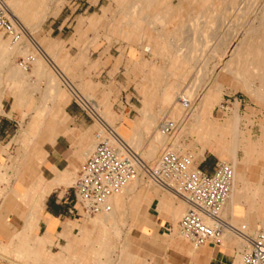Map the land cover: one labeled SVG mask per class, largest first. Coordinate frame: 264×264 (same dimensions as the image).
Listing matches in <instances>:
<instances>
[{
	"label": "rangeland",
	"instance_id": "1",
	"mask_svg": "<svg viewBox=\"0 0 264 264\" xmlns=\"http://www.w3.org/2000/svg\"><path fill=\"white\" fill-rule=\"evenodd\" d=\"M4 1L24 25L26 36L20 43L13 44L0 32V114L3 98L11 96L16 103V88L20 85L11 82L24 85L27 81L29 86L25 93L30 98L24 106H16L17 113L11 121L0 119V125L5 123L3 127L9 135L0 143L3 149L0 151V199L17 190V184L21 183L17 175L22 171L31 170L32 182L39 184V169L27 165L24 158L28 149L24 145L23 131L35 114L51 106L47 88L51 77L56 79L61 96L71 102V106L79 108L75 94L63 79L69 80L85 99H90L86 100L96 114L106 113L103 120L147 165L154 164L166 150L191 155L194 166L203 157L233 168L236 162L239 165L245 162L238 175V191L243 188L245 175L251 187L244 197L257 201L263 195L257 192L261 189L264 193V0H197L195 8L200 10L195 23L190 22L188 27L191 34L183 32L187 27L183 24L185 11L181 10V3L194 0ZM41 44L49 56L40 48ZM189 46L196 51L192 56L185 51ZM148 47L150 52L145 51ZM213 48L223 49L210 53ZM38 53L44 56L47 70L44 79L33 74ZM28 56L32 61L26 60ZM22 72L27 78L18 79ZM225 86L230 89L223 90ZM211 87L218 91L208 107L205 97ZM226 96L237 97L240 110L236 103L231 112L217 115L214 108ZM237 109L243 143L234 158L233 132L226 128L232 126ZM169 117L185 120V127L179 125L174 138H167L159 130L161 121ZM94 124L97 131L99 126ZM155 137L162 143L150 158L147 155ZM212 140L221 146L222 155L211 151L212 146L208 145ZM141 179L145 189L149 188L148 183L167 194L142 175L137 178ZM132 184L133 181L129 186ZM132 198L127 196L121 205L112 201L114 217L113 214L82 217L90 231L80 250L75 248L79 251H75L74 264H116L117 249L121 256L130 253L129 245L118 246L124 244L128 232L119 221L129 218L132 225L148 202L146 198L141 207H135ZM238 202L232 222L229 203L223 218L238 230L246 227L249 233L264 231V218L259 217L257 205H250L246 200ZM8 205L11 206L9 200ZM77 236L75 232L72 237ZM232 242L242 248L245 245L240 239ZM12 246L0 248V264H44L40 257H45L48 264L50 252H59L58 247L44 252L42 239L27 245L26 251L19 254L10 252Z\"/></svg>",
	"mask_w": 264,
	"mask_h": 264
},
{
	"label": "crops",
	"instance_id": "2",
	"mask_svg": "<svg viewBox=\"0 0 264 264\" xmlns=\"http://www.w3.org/2000/svg\"><path fill=\"white\" fill-rule=\"evenodd\" d=\"M196 1L181 3V10L185 11L183 24L187 27L183 30L184 34L190 33L188 28L190 22L195 23L197 12L200 10L195 8L198 4ZM207 10L209 11L210 7ZM42 46L43 44L40 48L43 49ZM222 49L213 48L210 53H219ZM27 51L29 53L30 50ZM185 51L191 56L192 53H196L195 48L191 46ZM44 52L49 56L45 50ZM38 54L33 74L44 79L47 76L44 56L41 53ZM187 58L184 60L186 61ZM56 66L59 69L58 65ZM182 73L181 71L180 74ZM22 78H27L23 72L18 79ZM55 80L54 77L48 79V98L52 102L51 106L43 113L35 114L36 116L30 120L23 131L24 145L28 149L24 158L28 161L27 165L39 169V184L32 182L31 170L22 171L17 175L18 182H21L17 184V190L6 193L0 199V248L3 250V246L12 244L10 252L19 254L21 251H26L27 245L42 239L45 242L44 252H50L49 248H59L56 254L50 252L51 256L47 258L48 264H74L75 248L80 250V246L84 245L82 241L88 238L90 230L76 212L73 184L80 166L94 149L96 130H94V122L88 116L79 108L71 106V102L68 103V100L61 96V87ZM66 80L63 79L64 84ZM11 83H17L20 86L15 87L17 89L15 104L13 97L9 96L6 99L2 95L0 119L6 121H11L16 116V106H24L30 98L25 93L29 86L27 81L24 85L18 81ZM211 89L212 87L209 90ZM225 89L230 88L225 86L223 90ZM240 107L241 104L239 110ZM214 110L217 115L222 114L217 112L216 108ZM214 123L217 124L215 120ZM3 125L5 123L0 125V143L9 136ZM37 132L38 135H36ZM208 146H212L211 151L214 153L216 141H210ZM246 148L248 149L247 145ZM2 150L0 146V151ZM213 162L203 157L197 165L210 174L213 172L214 165L221 161ZM146 185L150 188L145 189L142 179L141 181L136 179L121 196L113 199L121 205L127 196L133 197V206L141 207L142 202L148 198L144 210L135 223L131 225L129 218L119 221V224H125L128 232L124 244L118 246L124 248L129 245L130 253L121 256L120 250L117 249L115 254L117 260L114 259L116 264L119 261H122V264H237L239 262V251L243 248L232 241H226V236L220 246L208 243L193 249L177 233L178 219L187 210V205L182 204L177 199L178 196L168 191L158 187L173 196L176 201L164 192L156 188L154 190L152 185L148 183ZM258 191L257 195H264L261 189ZM8 200L12 206L11 210ZM23 213L25 218L21 216L24 215ZM93 220L91 222L95 227ZM75 232H78V236L72 237ZM38 259H42L46 264L45 257Z\"/></svg>",
	"mask_w": 264,
	"mask_h": 264
},
{
	"label": "built area",
	"instance_id": "3",
	"mask_svg": "<svg viewBox=\"0 0 264 264\" xmlns=\"http://www.w3.org/2000/svg\"><path fill=\"white\" fill-rule=\"evenodd\" d=\"M0 32L13 44H18L24 36L22 25L11 18L3 3H0ZM26 60L32 61L30 56ZM66 86L70 88L68 84ZM75 99L79 108L99 126L94 134V149L80 166L73 184L78 216L88 218L111 212L109 198L142 175L153 185L171 190L187 205L177 228L180 237L193 249L208 243L220 246L229 230L245 244L239 251L237 264H264V231L249 233L244 228L238 230L220 217L232 188L233 172L229 164L217 162L209 174L199 165L194 166L189 154L164 152L157 164L147 165L97 116L89 103ZM239 101L235 96H226L216 110L227 114L235 102L240 106ZM175 127L173 121L165 119L159 130L162 135L169 136Z\"/></svg>",
	"mask_w": 264,
	"mask_h": 264
},
{
	"label": "bare ground",
	"instance_id": "4",
	"mask_svg": "<svg viewBox=\"0 0 264 264\" xmlns=\"http://www.w3.org/2000/svg\"><path fill=\"white\" fill-rule=\"evenodd\" d=\"M23 1V0H22ZM152 2V1H151ZM0 3H3L5 6H6V9H7V11L9 12V14L11 15V17H13V19H15L18 23H21V21L18 19V17L14 14V12L10 9V7L8 6V4L4 1V0H0ZM18 3V2H17ZM240 4V3H239ZM13 5V4H12ZM20 5V4H19ZM11 6V5H10ZM21 6V5H20ZM15 7V6H14ZM13 7V8H14ZM16 9V8H15ZM22 24V23H21ZM23 25V24H22ZM262 26V25H261ZM23 27V29H24V37L26 36V29H25V27H24V25L22 26ZM21 42V41H20ZM19 42V43H20ZM25 48H27V46L25 47ZM17 49H18V47H17ZM146 52H150L151 50H150V48L148 47V48H146V50H145ZM17 52H19V51H17ZM28 52V51H27ZM23 53V52H22ZM236 56V55H235ZM54 81V80H53ZM53 81H52V84H53ZM65 84H68L69 85V87H70V89H71V91L73 92V94H75V96L77 97V98H80V99H82L83 101H85V102H87V103H89V101H87L86 99H88V100H90L89 98H84L83 96H82V94L80 95V93L75 89V87H73L72 85H71V83L70 82H68L67 80L65 81ZM55 85V84H54ZM58 89H60V88H58ZM56 90V89H55ZM59 91V90H58ZM57 91V92H58ZM218 91V89H211V90H209V92L207 93V95H206V99H207V106L209 107L210 106V104L212 103V101H213V98H214V94H216V92ZM264 91V90H263ZM180 99L181 98H179L178 99V102H180ZM177 102V103H178ZM184 103H186L185 101H184ZM237 102H235L234 103V105H233V107H232V109L230 110V112L235 108V104H236ZM177 105V104H176ZM238 105V103L236 104V106ZM95 108L98 110V113H100V110H99V108L97 107V106H95ZM94 108V109H95ZM101 115V116H100ZM100 115H98L97 114V116H99L101 119H102V121L107 125V126H109L110 127V125L106 122V121H104L103 120V118L106 120V113H100ZM109 116V115H108ZM103 117V118H102ZM185 119V118H184ZM165 120V119H164ZM166 120H171V121H173L174 123H175V125H176V127H175V130H174V132L171 134V135H169V136H166L167 138H174V135H175V133L176 132H178V130L180 129V126L179 125H181L182 126V128H184L185 127V120H181V121H177L176 119L175 120H172L170 117L169 118H166ZM163 121V120H162ZM161 121V122H162ZM180 122V123H179ZM240 123H241V118H240V115H239V110L237 109L236 111H235V114H234V120H233V123H232V126L231 127H228V128H226V130L227 129H232L231 131L233 132V138H234V142H233V153H234V158H237L236 157V154L238 153V150H239V148L241 147V145H242V143H243V136H242V130H240V128H239V126H240ZM118 135H119V133L116 131V130H114ZM120 136V135H119ZM120 138L125 142V144L128 146V148L133 152V153H135V154H137L136 152H134L133 150H132V148L128 145V143L120 136ZM166 138V139H167ZM172 140V139H171ZM162 143V141L161 140H159L157 137H155L154 138V140L152 141V145H151V147H150V149H149V154L147 155L148 157H150V158H153L154 157V155L156 154V150H157V148L159 147V145ZM220 145L219 144H216V147H215V149H214V152H216L217 154H220L221 153V149H220ZM165 152H173V151H168V150H166ZM176 153V152H175ZM248 154H249V152H248ZM138 156H139V154H137ZM140 157V156H139ZM160 157V156H159ZM159 157H158V159H159ZM141 159H142V157H140ZM158 159L157 160H155L154 161V164H153V162H152V165H155V164H157V162H158ZM143 160V159H142ZM144 161V160H143ZM236 162V161H235ZM146 163V162H145ZM244 163L245 162H242V164H240L239 165V163H237L236 162V164H235V166H234V168H233V166L232 165H230L231 166V168H232V172H233V182H232V188H231V191H230V194H229V196H228V199L226 200V202H225V204H224V206H223V208H222V210H221V212H220V217L221 218H223V216H222V214H224V211H225V208H226V206H227V204L229 203V205H228V208H229V210H228V212H229V216H230V218H229V220H231V222H232V219L234 218V214H235V211H236V208L239 206V204H240V202H238V200H246V201H249V204L251 205V204H256L257 205V212H258V215H259V217H263L264 218V195H262L260 198H258L257 199V201H258V204H257V201L256 200H250V199H247V198H245L244 196H245V194H247L246 192H248V190H250V187H251V185L249 184L250 183V181H249V179L247 180V177H245V175H244V178H243V188H242V190L239 192L238 191V186H240L239 185V178H238V175H239V172L241 171V169L243 168V166H244ZM148 164V163H147ZM254 165V164H253ZM243 170V169H242ZM143 177V176H142ZM249 177V176H248ZM145 181V180H144ZM131 184V182L128 184V185H126L119 193H117V194H115V195H113V196H111L110 198H109V203L111 204V206L113 205L112 204V201H113V198L115 197V196H117V195H119L123 190H125L129 185ZM262 184H264V183H262ZM149 187V186H148ZM235 187V188H234ZM150 188V187H149ZM152 188V187H151ZM160 188V187H159ZM154 189V188H153ZM161 189H163V190H165V191H168V192H170V193H172V191L171 190H169V189H166V188H161ZM155 190V189H154ZM172 194H174V193H172ZM175 195V194H174ZM177 199L178 200H180V202L182 203V204H184L185 205V203L179 198V197H177ZM249 205V206H250ZM248 210V209H247ZM246 210V211H247ZM255 212V211H254ZM113 213V206H112V210H111V212H109V213H102V215L103 214H106V215H110V214H112ZM251 214V213H250ZM99 215H101V214H99ZM98 215V216H99ZM246 216V215H245ZM244 216V217H245ZM243 216H242V218H244ZM224 219V218H223ZM225 220V219H224ZM226 221V220H225ZM244 222H246V221H244ZM252 223V222H251ZM262 223L264 224V219H263V221H262ZM229 224H230V222H229ZM231 225V224H230ZM247 225V224H246ZM246 225H244V226H246ZM231 226H233V225H231ZM242 226V225H241ZM248 226V225H247ZM246 228V227H245ZM244 228V229H245ZM250 228H252V227H250ZM226 236V241H234L235 239H240V243H241V241H242V243H244V241L240 238V237H238L235 233H233V232H231V231H229V230H227L226 231V233L224 234V236H223V241H224V237ZM222 241V242H223ZM244 246V245H243Z\"/></svg>",
	"mask_w": 264,
	"mask_h": 264
}]
</instances>
